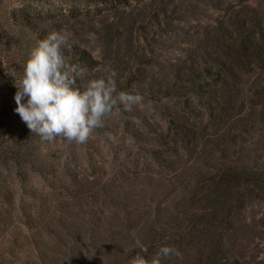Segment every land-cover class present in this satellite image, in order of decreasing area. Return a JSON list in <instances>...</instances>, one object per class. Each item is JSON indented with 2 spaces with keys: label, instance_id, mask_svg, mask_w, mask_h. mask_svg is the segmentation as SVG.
I'll list each match as a JSON object with an SVG mask.
<instances>
[{
  "label": "rangeland",
  "instance_id": "1",
  "mask_svg": "<svg viewBox=\"0 0 264 264\" xmlns=\"http://www.w3.org/2000/svg\"><path fill=\"white\" fill-rule=\"evenodd\" d=\"M25 20L47 35L54 31L66 35L68 45H79L98 61L91 67L72 64L79 73H73L76 87L83 89L92 79L111 76L118 84L128 83L130 94L138 93L143 100L130 111L122 104L113 110L103 120V132L94 130L86 143L62 138L48 142L40 137L31 145L37 158L34 163L0 166V252L5 250V258L14 264L30 261L22 250L27 244L24 214L55 211L57 205H67L68 211H118L115 200L108 197L120 192L137 199L138 189L146 186L145 175L160 182L177 180L180 170L152 160L154 150L161 152L162 160L170 155L161 151L158 142L169 126L163 114L170 110L183 113L189 107L193 114H205V108L189 94L164 95L174 81L176 67L186 70L198 61L195 42L209 28L230 22H246L254 30L264 28V0H128L116 4L0 0V118L3 111L17 114L16 86L37 47L30 42ZM255 78L257 74L249 77V84ZM189 100L188 107L185 101ZM26 101L27 97L22 103ZM248 146L263 149L264 130L259 125L251 130ZM188 158L185 155L183 161ZM196 165L191 159L186 162V167ZM175 194L172 189L163 198V210L170 201L173 208ZM158 204L155 200L152 205ZM226 243L242 264H264L263 200L250 199L234 217Z\"/></svg>",
  "mask_w": 264,
  "mask_h": 264
},
{
  "label": "trees",
  "instance_id": "2",
  "mask_svg": "<svg viewBox=\"0 0 264 264\" xmlns=\"http://www.w3.org/2000/svg\"><path fill=\"white\" fill-rule=\"evenodd\" d=\"M94 1L116 4L128 0ZM235 23L205 30L195 42L198 61L186 70L176 67L174 81L164 92L175 97L189 94L205 108V114H193L189 100L185 104L190 111L163 114L169 126L158 142L161 151L170 155L162 160L161 152L154 150L152 160L180 170L177 180L160 182L145 175L146 186L138 189L137 199L120 192L108 197L115 200L118 211H82L78 207L68 211L67 205H57L55 211L24 214L27 244L22 250L30 261L18 264H130L137 255L151 260L165 246L175 248L180 256L163 258L161 264H242L226 238L234 217L250 199L264 201V147L259 151L248 146L255 125L264 130V28L254 30L246 22ZM24 26L30 42L37 46L48 36L27 20ZM63 51L70 65L98 64L88 50L75 43ZM255 74L257 78L249 84V77ZM117 88L132 92L128 83H117ZM95 130L103 132L102 127ZM39 138L18 113L11 116L3 111L0 166L34 163L37 158L31 145ZM185 155L189 158L184 162ZM189 159L197 165L186 167ZM172 189L175 202L171 208L170 201L165 211L160 202ZM155 200L159 204L153 207ZM137 240L146 252L137 246ZM3 253L5 250L0 252V264H14ZM62 255L68 259L63 260Z\"/></svg>",
  "mask_w": 264,
  "mask_h": 264
},
{
  "label": "clouds",
  "instance_id": "3",
  "mask_svg": "<svg viewBox=\"0 0 264 264\" xmlns=\"http://www.w3.org/2000/svg\"><path fill=\"white\" fill-rule=\"evenodd\" d=\"M68 37L59 32L50 33L33 49L24 66L23 77L15 94L16 113L31 133L42 140L53 142L62 138L83 144L94 130L103 127V120L114 108L122 104L130 111L142 103L140 94L118 91L111 77L92 79L81 89L76 87L73 73L76 66L69 65L64 54ZM27 97L26 103L22 101ZM138 247L147 249L139 240ZM180 256L173 247H161L151 259L137 255L130 264H161L163 258Z\"/></svg>",
  "mask_w": 264,
  "mask_h": 264
}]
</instances>
